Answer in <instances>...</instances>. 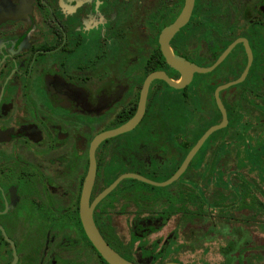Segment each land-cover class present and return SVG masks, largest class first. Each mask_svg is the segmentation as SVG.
<instances>
[{
    "label": "flooded vegetation",
    "instance_id": "flooded-vegetation-1",
    "mask_svg": "<svg viewBox=\"0 0 264 264\" xmlns=\"http://www.w3.org/2000/svg\"><path fill=\"white\" fill-rule=\"evenodd\" d=\"M89 176L124 259L264 264V0H0V264H108Z\"/></svg>",
    "mask_w": 264,
    "mask_h": 264
},
{
    "label": "water",
    "instance_id": "water-1",
    "mask_svg": "<svg viewBox=\"0 0 264 264\" xmlns=\"http://www.w3.org/2000/svg\"><path fill=\"white\" fill-rule=\"evenodd\" d=\"M193 7V0H188V8L189 11L191 12V8ZM186 17V14H185ZM181 24V22H180ZM180 24H177L174 29L172 30H166L164 31L163 35H162V40H164L165 38H167V36H170L173 34V31L178 30L180 28ZM180 25V26H179ZM232 48H230L227 52V54L231 51ZM251 65V62L249 64V66ZM245 78V74L243 75V77L238 81L241 82L243 79ZM141 115L136 116L132 121H130L128 124L124 125L123 127L116 129L114 131L105 133L103 135H101L95 142V144L101 142L103 139L112 137V136H116L120 133H124L127 131L132 130L140 121L141 119ZM219 128H221V126L219 127H213L212 129H210L206 135L201 139V141L194 147V149L190 152V154L188 155L187 159L185 160L184 164L182 165L181 169L168 181L163 182V183H156L153 182L151 180H148L144 177H138L137 178L145 183H148L150 185L153 186H157V187H166L168 185H170L171 183H173L174 181L178 180L180 178V176L182 175V173L184 172V170L186 169V167L188 166V164L191 162V160L193 159V157L195 156V154L198 152V150L200 149L201 145L204 143V141L216 130H218ZM95 163L93 162V165ZM124 178V177H123ZM122 178V179H123ZM120 179V180H122ZM119 180V181H120ZM118 181V182H119ZM118 183L113 184L109 189H107L104 193H102L100 195V197L95 201L94 204H96L97 202H99L102 198H104L108 193H110L116 186ZM92 185H93V179L89 176L86 182V186L84 189V194H83V198H82V202H81V219H82V225L83 228L86 232L87 237L90 239V241L92 242L93 246L96 248V250L102 255V257L108 262V264H135L132 263L126 259H124L122 256H120L117 252H115L110 245L104 240V238L101 236L99 230L96 227V224L93 220V208L90 207L89 205V198H90V193H91V189H92ZM94 206V205H93ZM16 261V259H15ZM14 261V263H15Z\"/></svg>",
    "mask_w": 264,
    "mask_h": 264
},
{
    "label": "rangeland",
    "instance_id": "rangeland-1",
    "mask_svg": "<svg viewBox=\"0 0 264 264\" xmlns=\"http://www.w3.org/2000/svg\"><path fill=\"white\" fill-rule=\"evenodd\" d=\"M171 188H169V187H155L154 188V187L148 186V187H146V191L150 194V197H152V199L160 200V199H163V197H165L166 195H168L170 193ZM253 230L254 231L264 230V221L253 222ZM263 236H264V232H263ZM263 236L262 235L261 236L258 235L257 237L254 236V238H253L254 247L264 246V237ZM254 251L257 253V255L260 258H262L261 261L263 262L264 250H260V252H258L257 250L254 249Z\"/></svg>",
    "mask_w": 264,
    "mask_h": 264
},
{
    "label": "trees",
    "instance_id": "trees-1",
    "mask_svg": "<svg viewBox=\"0 0 264 264\" xmlns=\"http://www.w3.org/2000/svg\"><path fill=\"white\" fill-rule=\"evenodd\" d=\"M145 255H148V252H145Z\"/></svg>",
    "mask_w": 264,
    "mask_h": 264
}]
</instances>
